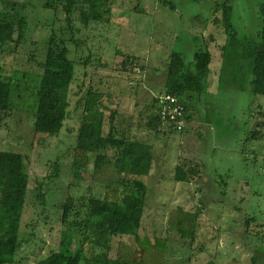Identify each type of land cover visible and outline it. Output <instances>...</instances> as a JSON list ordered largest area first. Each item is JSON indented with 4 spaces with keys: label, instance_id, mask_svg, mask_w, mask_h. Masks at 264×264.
<instances>
[{
    "label": "rangeland",
    "instance_id": "rangeland-1",
    "mask_svg": "<svg viewBox=\"0 0 264 264\" xmlns=\"http://www.w3.org/2000/svg\"><path fill=\"white\" fill-rule=\"evenodd\" d=\"M47 1L0 0V13L6 12L16 24L12 39L0 45V80L25 87L14 91L13 107L0 125V150L30 158L21 230L38 239L30 252L19 256V264H66L48 252L58 247L65 229L86 255L94 248L91 242L82 243L81 235L94 237L84 228L86 222L93 223L88 200L104 193L91 181L93 155L86 169L73 164L88 91L100 96L103 135L115 112L117 137L152 145V167L143 178L147 193L140 236L165 238L167 256L178 264H264V97H253L246 86L238 90V67L249 73L248 46L259 26L261 0H229L238 47L215 23L225 0H106L109 22L86 27L76 14L67 24L64 13L44 7ZM53 30L66 40L74 62L68 93L71 117L57 137L34 132L31 100ZM205 46L211 54L209 75L205 92L189 102L186 129L153 132L148 122L155 99L165 94L169 51L190 61L192 53ZM54 162L60 165V175L51 181L47 176ZM179 164L196 166L198 177L190 184L175 182ZM41 184L43 199L38 198ZM68 198L73 207L62 223L61 206L70 203ZM176 207L199 213L191 246L166 227L168 212ZM250 220L254 222L249 225ZM119 241L133 239L117 237L111 244Z\"/></svg>",
    "mask_w": 264,
    "mask_h": 264
},
{
    "label": "trees",
    "instance_id": "trees-1",
    "mask_svg": "<svg viewBox=\"0 0 264 264\" xmlns=\"http://www.w3.org/2000/svg\"><path fill=\"white\" fill-rule=\"evenodd\" d=\"M105 4L106 0L104 3L98 0H48L44 7L64 13L67 24H70L74 14L79 15L80 23L86 27L90 22H109L110 9ZM222 9L221 18L216 19L215 23L238 47L241 43L232 26L233 8L229 0H225ZM258 17L259 26L254 42L248 46L249 73L238 67V90L244 91L248 87L253 97H264V0L259 4ZM14 24L6 12L0 13V45L12 39ZM70 28L68 26L66 30ZM51 32L46 43L42 73L32 85L31 100L34 132L57 137L64 129L66 120L71 117L68 93L74 76V62L68 57L66 40L57 38L54 30ZM205 47L204 50H195L190 61L171 49L165 61L164 93L175 96L183 106L182 119L186 125L190 121L189 102L194 96H201L205 92L204 81L209 75L211 64V54ZM17 89L25 91L24 86L0 80V125L13 107L14 91ZM101 104L98 94L87 92L73 147L77 153L73 159L77 170L86 169L90 155L94 156L91 181L104 193L101 198L90 197L88 200V218L93 223L89 225L86 222L84 228L94 237L91 239L88 235H81L82 243L91 242L94 248L86 255L82 247L74 245L75 239L65 229L58 247L51 248L49 255L66 264H178L167 256L169 244L165 238L139 235L147 193L143 178L149 175L152 167V145L122 134L117 137L115 112L110 114L109 129L103 135L105 116L99 109ZM154 104L149 128L155 133L162 130L173 134L182 133L173 124L161 121L156 100ZM29 166L28 156L0 150V264L21 263L19 256L24 255L26 250L30 252L38 242L35 234L25 236L21 230L28 195ZM51 167L52 173L47 178L52 181L59 177L60 165L54 162ZM198 174L196 166L179 164L175 169L174 181L190 184ZM42 186L38 188V198L41 199L44 197ZM68 201L70 203L61 206L62 223L66 222L73 207V200L68 198ZM198 220V211L176 207L168 212L166 227L183 241V245L191 246L196 238ZM251 222L254 220H250L249 225ZM66 226L69 228V225ZM123 236L132 238L133 242L119 241L115 246L111 244L113 238ZM95 247L100 249L99 253L94 252Z\"/></svg>",
    "mask_w": 264,
    "mask_h": 264
},
{
    "label": "built area",
    "instance_id": "built-area-1",
    "mask_svg": "<svg viewBox=\"0 0 264 264\" xmlns=\"http://www.w3.org/2000/svg\"><path fill=\"white\" fill-rule=\"evenodd\" d=\"M155 100L156 105L159 107L161 121L173 124L177 131L186 129V123L182 119L183 106L175 96L163 94Z\"/></svg>",
    "mask_w": 264,
    "mask_h": 264
}]
</instances>
